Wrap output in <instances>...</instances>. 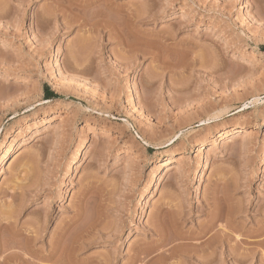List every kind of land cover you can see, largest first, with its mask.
<instances>
[{
    "label": "rangeland",
    "instance_id": "rangeland-1",
    "mask_svg": "<svg viewBox=\"0 0 264 264\" xmlns=\"http://www.w3.org/2000/svg\"><path fill=\"white\" fill-rule=\"evenodd\" d=\"M224 195L240 231L181 254L264 264V0H0V262L93 225L78 264H194L138 251Z\"/></svg>",
    "mask_w": 264,
    "mask_h": 264
},
{
    "label": "bare ground",
    "instance_id": "bare-ground-1",
    "mask_svg": "<svg viewBox=\"0 0 264 264\" xmlns=\"http://www.w3.org/2000/svg\"><path fill=\"white\" fill-rule=\"evenodd\" d=\"M258 100L257 99H254L253 100V102L252 103H256ZM226 113V110H222V111H218L217 113H215V115H213L211 118H209L208 120H206V121H203V123H206V122H215L216 120H219V119H221V117L224 115ZM10 156H11V153L10 152H7L6 153V155H5V160L4 161H7L9 158H10ZM8 162V161H7ZM173 170V168L172 169H169L168 171H167V173L165 174V176H168V175H170V171H172ZM225 193V192H224ZM227 194H229V193H227ZM223 195V194H222ZM229 196V195H228ZM224 197H226L227 198V196H225L224 195ZM225 198V200H223V205H222V203H221V205H217V208H215V210H216V213H214L215 215H213V218L211 219V221L210 222H208V224L207 225H205L204 226V228L201 230L200 229V232L199 233H197V234H185V233H183V232H181L178 228H177V222L176 221H170V222H172V224H171V226H170V232H171V236L170 235H167V236H165V235H161V234H159V237H158V241L156 242V245L155 246H152V245H146V246H143L142 248H140L139 249V253H143V255L145 256V259H146V257H149L150 255H152V253L153 252H156L157 250H155V249H158L159 247H164V246H166V247H168V246H170V245H173L172 247H170L169 249H166V251L167 252H170L169 254V257H172V258H178V257H182V258H184V259H186V258H191L192 259V261H194L195 260V263L194 264H204L205 262L203 261H201V259H200V257H199V259H197L198 258V256H190L189 257V255H186V254H181V252H218L220 249L222 250V249H224V248H222L223 246H225L226 245V242L223 240V239H225V238H228V234L227 233H225L224 232V236H222V237H218L217 238V236H216V234H214L213 236H211L210 234H213V230L215 231V225H216V222H217V220L220 218V215H222L223 214V217H225L226 216V225H230L232 228H230V229H232L233 231H240V229L241 228H238V226L236 227H234V225H233V221H231V218L233 217V216H235V212H239L235 207L236 206H233L231 203H233V202H231V197H230V199L229 198H227L226 199ZM216 205V204H215ZM221 206H223L224 207V209L222 208L221 209ZM216 207V206H215ZM223 211V212H222ZM221 212H222V214H221ZM236 213V214H237ZM79 214V213H78ZM224 214H225V216H224ZM212 217V216H211ZM222 217V216H221ZM77 218H81V216H80V214L78 215V217ZM76 221H77V219H76ZM75 221V222H76ZM77 223V222H76ZM95 223V222H94ZM45 224H47V222H45ZM80 224V223H79ZM233 226H232V225ZM86 226V227H85ZM85 226H83L82 227V229L81 230H79L78 229V233H77V231H76V233H77V235H76V237H73V238H65V236L68 234V231L70 230V227H71V225H67V226H65L62 230H61V232L59 233V235H58V237H57V239L55 240V242L54 243H50V244H53V246H52V249H51V251H50V254L48 255V256H44V257H42V260L43 261H45V262H54V264H56V263H63V264H78V262L79 261H77L78 259H77V257H76V252H79V251H82V250H84L87 246H88V244L90 243H88V240H86L85 241V237L86 238H88L87 237V235L88 234H91L90 232H93L94 230H95V228L96 227H94L93 225L90 227V226H88V228H87V225H85ZM10 227V226H9ZM223 227V226H222ZM223 228H225V226L223 227ZM243 228V227H242ZM263 228V227H262ZM13 229V228H12ZM11 229V230H12ZM217 229V228H216ZM225 229H227V228H225ZM160 230V229H159ZM242 231V230H241ZM160 232V231H159ZM243 232V231H242ZM241 232V234L240 235H237L236 237H237V239L239 240L240 239V241H242V242H245L246 240V238L248 237V235H246V234H244V233H242ZM75 233V234H76ZM161 233V232H160ZM19 233H17V232H15V231H11V235H13V236H17ZM104 235V234H103ZM208 235H210L208 238H207V236ZM256 235L257 236H261V235H264V229H259L258 231H257V233H256ZM229 236H230V234H229ZM71 237V236H70ZM32 238V237H31ZM35 238V237H34ZM207 238V239H206ZM230 238V237H229ZM231 238H232V236H231ZM241 238H245V239H241ZM35 239H37V237L35 238ZM66 240V242H68V244L66 245V247H64L63 248V242ZM186 241H193L194 243H187V244H185V243H182V242H186ZM264 241V240H263ZM225 242V243H224ZM262 242V241H261ZM260 242V243H261ZM4 245V244H3ZM63 245V246H62ZM187 246V245H189V247H190V249H189V251H184L183 249H181L180 250V248H182V246ZM263 245V244H262ZM14 246V245H13ZM183 246V247H184ZM6 246H2L1 244H0V254L1 253H5L6 251H8L9 252V250H8V247H6ZM14 247H16V246H14ZM23 247V246H22ZM32 246L30 245V246H26V248H25V252H26V250H28V252H34L33 250H32V248H31ZM11 248H13L12 246H11ZM219 249V250H218ZM23 250V249H22ZM183 250V251H182ZM24 251V250H23ZM22 251V252H23ZM166 251H164V252H166ZM60 252H64L63 253V256H61V257H63V261L61 260L60 261V259L59 260H57V257L59 256V253ZM163 252V253H164ZM138 253V254H139ZM162 253V254H163ZM6 254V253H5ZM4 254V255H5ZM24 255H25V253H23ZM23 254H19V252L18 253H9V254H7V255H5L4 257H2L3 259L1 260V262H0V264H12L13 262H15V264L17 263V262H19V264H31L30 262H29V260L28 259H26V258H24L25 256L23 255ZM61 254V253H60ZM154 254V253H153ZM210 254V253H209ZM212 254V253H211ZM211 254H210V256H211ZM62 255V254H61ZM197 255V254H196ZM139 256V255H138ZM163 255H161V254H159V256H157V260H155V263H156V261H160V259H161V257H162ZM60 257V258H61ZM164 257V256H163ZM196 257V258H195ZM166 258H167V256H166ZM165 258V259H166ZM208 259H206V260H208V262H206V263H210L211 262V260H210V258L211 257H207ZM138 260H140V261H144V258L142 259H139V258H137ZM163 259V258H162ZM153 260V259H152ZM164 263V262H163ZM18 264V263H17ZM98 264H107V263H105V261H98ZM157 264V263H156ZM162 264V263H161Z\"/></svg>",
    "mask_w": 264,
    "mask_h": 264
}]
</instances>
